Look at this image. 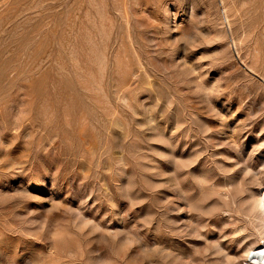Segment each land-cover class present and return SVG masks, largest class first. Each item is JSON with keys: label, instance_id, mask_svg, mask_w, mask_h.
<instances>
[{"label": "rangeland", "instance_id": "374dc122", "mask_svg": "<svg viewBox=\"0 0 264 264\" xmlns=\"http://www.w3.org/2000/svg\"><path fill=\"white\" fill-rule=\"evenodd\" d=\"M220 1L0 0V264H246L264 0Z\"/></svg>", "mask_w": 264, "mask_h": 264}, {"label": "bare ground", "instance_id": "6f19581e", "mask_svg": "<svg viewBox=\"0 0 264 264\" xmlns=\"http://www.w3.org/2000/svg\"><path fill=\"white\" fill-rule=\"evenodd\" d=\"M220 2H222L221 4H223L224 1L221 0ZM228 22H229V20H228ZM250 71L253 72V69L251 67H250ZM262 81L264 82V77L262 78ZM198 180H199V178H198ZM251 200H252V203L249 206V210H248L247 215L250 218L249 219L250 226H252L253 229L257 233H259L258 234L259 239L257 240L256 244H254L251 247H249L248 249H246L247 251L245 252L246 253L245 262H246V264H264V195L259 193L257 196L255 195L254 197H252ZM181 207H183V206H181ZM256 221H258V222H256ZM238 230L240 231V229H237V232H238ZM242 231H243V229H242Z\"/></svg>", "mask_w": 264, "mask_h": 264}]
</instances>
